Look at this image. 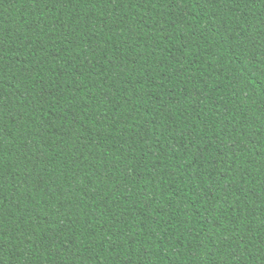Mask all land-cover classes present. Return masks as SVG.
Listing matches in <instances>:
<instances>
[{"label":"trees","instance_id":"1","mask_svg":"<svg viewBox=\"0 0 264 264\" xmlns=\"http://www.w3.org/2000/svg\"><path fill=\"white\" fill-rule=\"evenodd\" d=\"M264 262V0H0V264Z\"/></svg>","mask_w":264,"mask_h":264},{"label":"rangeland","instance_id":"2","mask_svg":"<svg viewBox=\"0 0 264 264\" xmlns=\"http://www.w3.org/2000/svg\"><path fill=\"white\" fill-rule=\"evenodd\" d=\"M260 264H264V262L263 263H260Z\"/></svg>","mask_w":264,"mask_h":264}]
</instances>
